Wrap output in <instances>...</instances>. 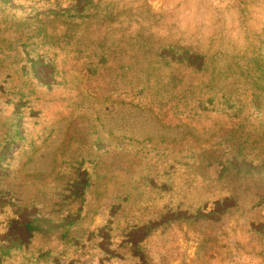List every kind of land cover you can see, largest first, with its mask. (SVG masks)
<instances>
[{"label": "rangeland", "instance_id": "obj_1", "mask_svg": "<svg viewBox=\"0 0 264 264\" xmlns=\"http://www.w3.org/2000/svg\"><path fill=\"white\" fill-rule=\"evenodd\" d=\"M0 264H264V0H0Z\"/></svg>", "mask_w": 264, "mask_h": 264}]
</instances>
